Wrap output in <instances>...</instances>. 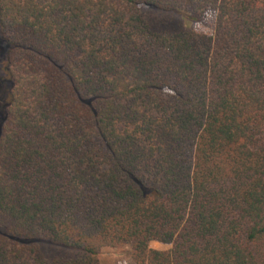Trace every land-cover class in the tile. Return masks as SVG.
<instances>
[{
    "label": "trees",
    "instance_id": "16d2710c",
    "mask_svg": "<svg viewBox=\"0 0 264 264\" xmlns=\"http://www.w3.org/2000/svg\"><path fill=\"white\" fill-rule=\"evenodd\" d=\"M0 46V264H264V0H0Z\"/></svg>",
    "mask_w": 264,
    "mask_h": 264
},
{
    "label": "rangeland",
    "instance_id": "374dc122",
    "mask_svg": "<svg viewBox=\"0 0 264 264\" xmlns=\"http://www.w3.org/2000/svg\"><path fill=\"white\" fill-rule=\"evenodd\" d=\"M154 14V12H151ZM159 18H166L165 14H158L155 13ZM181 19H183V25L188 28H194L196 30L204 31V32H211L213 29V18L209 17L203 22L194 21L185 15H181ZM1 49V46H0ZM154 247H160L158 244H152ZM46 254L49 255L50 249H44ZM100 260L102 264H133V258L131 254V247L129 245H123L120 247H111L105 246L102 248V252L100 255Z\"/></svg>",
    "mask_w": 264,
    "mask_h": 264
}]
</instances>
